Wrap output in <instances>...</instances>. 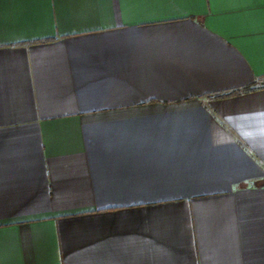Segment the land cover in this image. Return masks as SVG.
Masks as SVG:
<instances>
[{
  "label": "crops",
  "instance_id": "0c3cea01",
  "mask_svg": "<svg viewBox=\"0 0 264 264\" xmlns=\"http://www.w3.org/2000/svg\"><path fill=\"white\" fill-rule=\"evenodd\" d=\"M264 0H0V264H264Z\"/></svg>",
  "mask_w": 264,
  "mask_h": 264
},
{
  "label": "trees",
  "instance_id": "16d2710c",
  "mask_svg": "<svg viewBox=\"0 0 264 264\" xmlns=\"http://www.w3.org/2000/svg\"><path fill=\"white\" fill-rule=\"evenodd\" d=\"M259 88H264V77L257 78L252 84L235 89L226 93L219 94L220 97L233 96L241 93L253 91Z\"/></svg>",
  "mask_w": 264,
  "mask_h": 264
}]
</instances>
